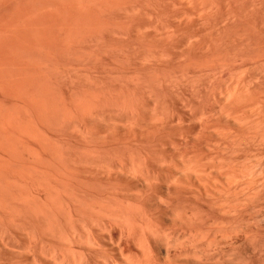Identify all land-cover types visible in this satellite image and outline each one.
I'll return each mask as SVG.
<instances>
[{"label":"bare ground","instance_id":"6f19581e","mask_svg":"<svg viewBox=\"0 0 264 264\" xmlns=\"http://www.w3.org/2000/svg\"><path fill=\"white\" fill-rule=\"evenodd\" d=\"M0 264H264V0H0Z\"/></svg>","mask_w":264,"mask_h":264}]
</instances>
